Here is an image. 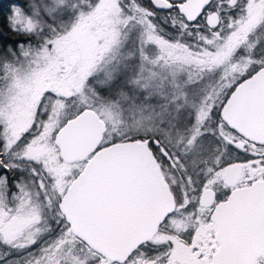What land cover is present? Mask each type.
I'll list each match as a JSON object with an SVG mask.
<instances>
[{
  "label": "snow or ice",
  "instance_id": "1",
  "mask_svg": "<svg viewBox=\"0 0 264 264\" xmlns=\"http://www.w3.org/2000/svg\"><path fill=\"white\" fill-rule=\"evenodd\" d=\"M0 264H264V0H0Z\"/></svg>",
  "mask_w": 264,
  "mask_h": 264
}]
</instances>
